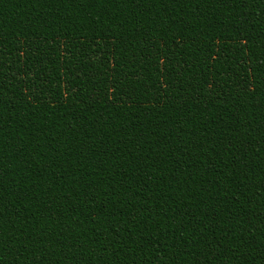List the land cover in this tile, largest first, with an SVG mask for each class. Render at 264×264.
<instances>
[{
  "label": "trees",
  "instance_id": "trees-1",
  "mask_svg": "<svg viewBox=\"0 0 264 264\" xmlns=\"http://www.w3.org/2000/svg\"><path fill=\"white\" fill-rule=\"evenodd\" d=\"M0 264H264V0H0Z\"/></svg>",
  "mask_w": 264,
  "mask_h": 264
}]
</instances>
